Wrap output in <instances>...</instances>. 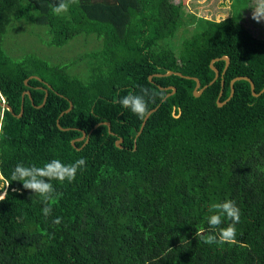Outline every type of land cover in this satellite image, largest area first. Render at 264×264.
<instances>
[{"label":"trees","instance_id":"trees-1","mask_svg":"<svg viewBox=\"0 0 264 264\" xmlns=\"http://www.w3.org/2000/svg\"><path fill=\"white\" fill-rule=\"evenodd\" d=\"M247 1L243 18L223 14L179 45L171 39L187 22L182 0H78L60 15L58 0H0V97L12 109L0 131V264H264V91L253 96L237 80L233 96L216 101L222 80L220 101L236 76L249 77L256 93L264 85V37L242 23L253 20ZM13 20L47 27L54 46L79 36L80 69L35 54L12 59L4 36ZM222 55L225 73L197 97L193 79H148L174 70L202 87ZM213 65L221 73L225 61ZM168 85L176 90L162 100L170 90L159 86ZM141 87L164 95L136 136L143 119L119 99ZM105 121L114 134L94 128ZM80 158L86 165L71 183L51 181L59 196L47 201L48 218L42 198L12 177L17 163ZM224 200L240 210L235 242L206 244L209 208Z\"/></svg>","mask_w":264,"mask_h":264},{"label":"clouds","instance_id":"clouds-1","mask_svg":"<svg viewBox=\"0 0 264 264\" xmlns=\"http://www.w3.org/2000/svg\"><path fill=\"white\" fill-rule=\"evenodd\" d=\"M78 0H58L53 6L52 11L56 15L67 13L70 4L77 3ZM184 8H188L187 1L181 2ZM252 9V19L257 23L264 21V0H254ZM184 26V25H183ZM163 92L141 87L139 93L130 92L119 99L122 107L129 109L134 115L143 119L149 112V104L154 103L158 97H163ZM5 101L4 97H0ZM6 102V101H5ZM5 108L0 107V131H2V116ZM86 165V159L80 158L73 163H63L59 159H53L43 164V166H36L35 164L26 166L24 163H17L12 171V177L16 181L22 182L21 187L28 190L31 194H38L42 198L40 201L44 203L42 214L48 218L52 214V208L48 206L47 201L53 199L55 188L51 181L55 180L60 183L67 181L71 183L75 177L78 169ZM0 201L4 197V191L1 192ZM59 196V193H55ZM210 215L206 218L209 226L210 234L203 238L206 244L235 242L236 227L239 222L240 210L232 200H224L211 204L209 208ZM229 220L226 226L224 221ZM61 217H56L52 220L53 224H60ZM201 229V233H203Z\"/></svg>","mask_w":264,"mask_h":264},{"label":"rangeland","instance_id":"rangeland-1","mask_svg":"<svg viewBox=\"0 0 264 264\" xmlns=\"http://www.w3.org/2000/svg\"><path fill=\"white\" fill-rule=\"evenodd\" d=\"M187 1L188 8H184L183 13L187 15V22L181 28L172 42L179 44L183 39L193 34L195 29L200 30L201 26L206 28V23L210 21L220 22L223 14L237 13L243 18V14L248 11L247 0H184ZM254 3V1H253ZM192 20V22H191ZM242 23L252 31L253 34L264 37V21L257 23L245 17ZM202 24V25H201ZM192 33V34H191ZM4 46L8 55L18 60L26 54H35L52 63L57 61L71 63L69 70L77 71L80 69L78 51H82L78 43L79 36L72 38L71 42L63 46L48 44L49 32L47 27L40 26L25 20H13L6 33ZM77 39V40H76ZM71 45V46H69ZM79 48V49H77ZM63 64V63H59ZM79 65V67H75ZM68 71V70H67ZM72 71V72H73ZM74 73V72H73ZM2 186V184L0 185ZM1 193V191H0Z\"/></svg>","mask_w":264,"mask_h":264},{"label":"water","instance_id":"water-1","mask_svg":"<svg viewBox=\"0 0 264 264\" xmlns=\"http://www.w3.org/2000/svg\"><path fill=\"white\" fill-rule=\"evenodd\" d=\"M218 60H224V61H225V65H224V68H223V70H222L221 73L219 72L218 68L215 67V66L213 65V62H216V61H218ZM229 61H230V60H229V57H228L227 55H222V56H220V57H215V58L211 59V61H210V67H211V69L214 71V77L211 79V81H209V83L203 85L202 87L200 86V80H199L197 77H195V76H190V75H184V74H182L181 72H179V71H174V70H166L164 73H160V72H158V73L150 74V75L148 76V79H149L150 81H152V77H153V76H156V77H162V76H169V75H171V74H175V75H178V76H180V77H185V78H188V79H193V80L195 81V86H194V89H193V95L197 97V96H199V95L203 92V90H204L209 84H212V83H213V82H214L219 76H223V74L225 73V70H226V68H227V66H228V64H229ZM32 77L37 78L36 75H34V76H30V77H28V78L25 79V84H27V80H29V79L32 78ZM237 80H246V81H248L249 84H250V89H251V92H252V95H253V96H258L260 93H262V92L264 91V85H263V88L261 89V91L258 92V93H256L255 90H254V83H253V81H252L249 77H247V76L240 75V76H236V77H234V78H232V79L230 80V93H229V96H228L225 100L220 101V96L222 95V92H223V80H222V81H221V89H220L219 94H218V97H217V99H216V101H217V105H218V106H222L224 103H226V102H227V101L233 96V92H234V82L237 81ZM159 88H160V89H164V88H165V89H169V90H170L169 92L166 93V95L163 97L162 100H164L166 97H168V96H170L171 94H173V93L175 92V90H176V87H175L174 85H168V86H166V87L159 86ZM25 94H28V96L30 97V93H29V91H28V90H25V91L22 93V99L24 98V95H25ZM46 96H47V90L45 89V96H44V98H43V100H42V103H41L40 105H37V107H40V106H42V105L45 103V101H46ZM159 105H160V103H159L157 106H155L154 108L150 109L149 112H148V114L143 118V121H142V123H141V126H140L139 130L137 131L136 136H138V135L140 134V132L142 131V129H143V127H144V124H145L147 118L149 117V115H150L153 111H155ZM0 107H3V108H5V109H7V110L12 111L10 105H9L7 102L3 101L2 99H0ZM71 108H72V104H70L69 108L66 109L64 112H67V111L70 110ZM22 113H23V106L21 105V109H20L19 114H16L17 117H20V115H22ZM174 113H175V108L173 107V115L176 116V117L179 115V114H174ZM61 114H62V113H61ZM99 124H100V125H101V124H105V125H107V127H108V131H109L111 134H114V132H111V131H110V123H109V122H106V121H105V122H99V123L95 124L94 128H96ZM57 125H58V127H60L61 129H66V128H63V127L60 126L58 120H57ZM85 136H87V135H86V133L83 131V132H82V135H81L80 137L76 138V139H73V140L71 141V143L74 145V143H75L76 141L83 140V138H85ZM87 137H88V136H87ZM87 140H88V139L86 138V140H85V142L83 143V145L87 142ZM121 142H122V138L117 139V140L115 141L116 146H117V147H121Z\"/></svg>","mask_w":264,"mask_h":264}]
</instances>
